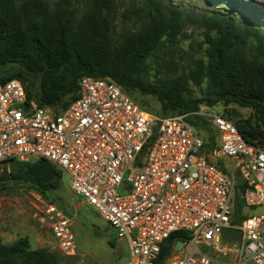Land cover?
Here are the masks:
<instances>
[{
  "label": "built area",
  "instance_id": "built-area-1",
  "mask_svg": "<svg viewBox=\"0 0 264 264\" xmlns=\"http://www.w3.org/2000/svg\"><path fill=\"white\" fill-rule=\"evenodd\" d=\"M199 114L218 132L212 151L187 114L153 113L113 78L83 76L78 98L61 111L29 98L20 79L0 80V163L55 164L128 242L127 264H157L162 246L180 231L187 237L175 243L184 247L162 264H264V214L241 212L235 223L233 203L241 179L243 205H264V145L248 142L222 114ZM224 155L235 159L233 168L211 158ZM43 208L41 221L49 222L59 249L73 253L71 219L54 202ZM225 227L241 229L242 240L223 243Z\"/></svg>",
  "mask_w": 264,
  "mask_h": 264
},
{
  "label": "trees",
  "instance_id": "trees-1",
  "mask_svg": "<svg viewBox=\"0 0 264 264\" xmlns=\"http://www.w3.org/2000/svg\"><path fill=\"white\" fill-rule=\"evenodd\" d=\"M214 2L220 6L185 13L172 1L139 0V6L122 12L126 19L137 13L138 27L117 35V0H0V80L20 79L29 98L61 111L78 98L83 76L110 77L131 95L156 96L162 115L187 114V120L203 130L211 126L199 114L201 105L235 103L253 110L250 119L235 122L243 137L264 145V5L252 0ZM188 24L202 28L200 45L205 47L187 72L171 74L162 53L185 35ZM150 59H156L154 75ZM68 96L71 102L64 104ZM215 144L212 136L205 146L212 151ZM2 163L10 167L0 166V187L26 183L49 198L64 184L61 169L47 159ZM244 185L238 179L235 223L242 220ZM182 237L187 234L180 231L167 239L157 264L166 262L175 240ZM63 260L57 251L31 248L27 237L10 244L0 239V264Z\"/></svg>",
  "mask_w": 264,
  "mask_h": 264
},
{
  "label": "rangeland",
  "instance_id": "rangeland-1",
  "mask_svg": "<svg viewBox=\"0 0 264 264\" xmlns=\"http://www.w3.org/2000/svg\"><path fill=\"white\" fill-rule=\"evenodd\" d=\"M168 1L179 5L185 13L193 11L198 13L202 10L210 11L216 8L217 5L220 6L219 3L214 2L215 0H211L212 2L210 0L209 2L208 0ZM252 1L264 5V0ZM117 2L119 16L116 21V31L118 35L127 28H137L141 18L134 12L131 19H126L122 14L126 8L134 9L139 6V0H117ZM246 17L249 20L251 19L249 13ZM259 22L262 23L261 20ZM185 29V35L177 43L169 47L166 52L162 53V61H165L166 66H169L168 71L171 74L187 72L194 58L199 57L203 52L202 47H205L200 45L204 39L202 28L188 24ZM150 63V75H154L156 59H150ZM194 88L197 90V94L201 95L199 88L197 86H194ZM133 96L144 103L143 105L151 112L161 114L159 112L161 104L156 96L143 95L139 92L133 94ZM70 102L71 96H68L64 104ZM200 111L202 113L208 111L225 115L231 118L234 123L240 118L250 119L253 113L251 107L235 103L229 105L219 103L214 106L203 104L200 107ZM234 111H238L239 115L235 116ZM201 130L202 136L206 141L212 136H215L216 140L218 132L214 127H210V130ZM211 158L220 166L233 168L235 165V159L230 156L224 155L219 158ZM0 166L10 167L9 163H0ZM48 201L56 203L71 219L72 230L76 237L75 250L71 254H65L59 249L49 222L43 223L41 221V215L45 214L43 205ZM233 203L235 204V196L233 197ZM241 205V212L246 216L264 214V205L250 207L243 205L242 202ZM22 237L29 239L33 249L46 248L57 251L64 258L62 264H127L130 256L128 242L119 238L116 231L97 213L94 207L73 192L68 177L64 178L62 188L52 191L49 198H45L26 183L12 182L5 187H0V239L3 243L10 244ZM183 247V241L178 240L173 245L170 257L182 250ZM194 249L195 247H190V250ZM207 250L213 252L215 249L210 248Z\"/></svg>",
  "mask_w": 264,
  "mask_h": 264
},
{
  "label": "water",
  "instance_id": "water-1",
  "mask_svg": "<svg viewBox=\"0 0 264 264\" xmlns=\"http://www.w3.org/2000/svg\"><path fill=\"white\" fill-rule=\"evenodd\" d=\"M243 232L239 228L225 227L222 231V242L234 243L242 240Z\"/></svg>",
  "mask_w": 264,
  "mask_h": 264
}]
</instances>
